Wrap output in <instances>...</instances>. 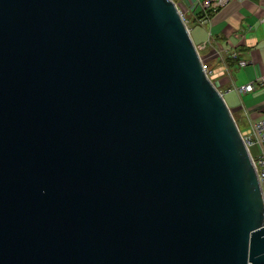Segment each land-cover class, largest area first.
Masks as SVG:
<instances>
[{
  "label": "water",
  "instance_id": "water-1",
  "mask_svg": "<svg viewBox=\"0 0 264 264\" xmlns=\"http://www.w3.org/2000/svg\"><path fill=\"white\" fill-rule=\"evenodd\" d=\"M0 264H264V200L171 0H0Z\"/></svg>",
  "mask_w": 264,
  "mask_h": 264
},
{
  "label": "crops",
  "instance_id": "crops-1",
  "mask_svg": "<svg viewBox=\"0 0 264 264\" xmlns=\"http://www.w3.org/2000/svg\"><path fill=\"white\" fill-rule=\"evenodd\" d=\"M192 1L185 3V14L197 21L198 9L191 7ZM263 15L260 0L231 1L204 24L208 27L206 39L196 45L200 59L214 72L213 82L242 132L249 123L264 117V86L257 81L264 76V24L259 21ZM240 61L246 64L240 66ZM248 83L254 86L252 92L236 91Z\"/></svg>",
  "mask_w": 264,
  "mask_h": 264
},
{
  "label": "built area",
  "instance_id": "built-area-1",
  "mask_svg": "<svg viewBox=\"0 0 264 264\" xmlns=\"http://www.w3.org/2000/svg\"><path fill=\"white\" fill-rule=\"evenodd\" d=\"M171 1L174 3L173 0ZM231 1H239V0H193L190 4H191V7H193L195 10L198 9L197 14L195 16L199 15V17H197L196 20L201 25H204L205 23L209 21L210 13H214L215 11L224 7L226 4H228ZM260 1L262 2V5L264 6V0H260ZM187 2L188 0H177L174 4L186 28L188 29L187 27L188 23H187V20H185L186 8L184 7L185 3L187 4ZM259 21L260 23L264 24V15L260 18ZM232 57L236 58V54L233 53ZM201 64H202V70L205 73L206 77L210 81H213L214 72L210 69V67L208 66L206 62L204 63L201 60ZM245 64H246L245 61L239 62L240 66H243ZM257 81H259L260 85L264 86V76L258 78ZM253 89H254L253 84L248 83L246 85L237 87L236 91L238 93H249V92H252ZM238 131L240 133L242 142L248 151L251 162L255 168L257 178L259 181V185H260V189H261V193H262L263 200H264V117L255 122L249 123L248 129L246 131L242 132L239 129ZM252 147L257 148V152L254 156H252V154L249 152V149Z\"/></svg>",
  "mask_w": 264,
  "mask_h": 264
},
{
  "label": "rangeland",
  "instance_id": "rangeland-1",
  "mask_svg": "<svg viewBox=\"0 0 264 264\" xmlns=\"http://www.w3.org/2000/svg\"><path fill=\"white\" fill-rule=\"evenodd\" d=\"M173 1L175 3L177 0H173ZM185 20L188 21L187 26L190 29V38L196 47L197 44L201 43L202 41H204L206 39V31H207L208 27L206 25L202 26L198 21H195L189 13L185 14ZM203 62L205 63V61H203ZM211 80H212V78H211ZM211 82L216 87L215 83L213 81H211ZM217 90H219V89H217ZM222 90L223 89H220V91H222ZM249 152L252 154V156H254L257 152V148L252 147L249 149Z\"/></svg>",
  "mask_w": 264,
  "mask_h": 264
},
{
  "label": "trees",
  "instance_id": "trees-1",
  "mask_svg": "<svg viewBox=\"0 0 264 264\" xmlns=\"http://www.w3.org/2000/svg\"><path fill=\"white\" fill-rule=\"evenodd\" d=\"M215 12H216V13H218V10H217V11H215ZM215 12H214V13H215ZM214 13H210V17H212L213 15H215V14H216V13H215V14H214Z\"/></svg>",
  "mask_w": 264,
  "mask_h": 264
}]
</instances>
